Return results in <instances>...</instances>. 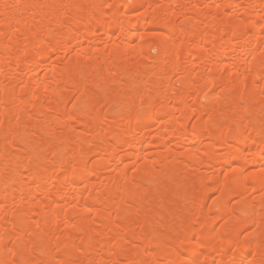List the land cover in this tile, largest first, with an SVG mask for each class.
<instances>
[{
  "label": "bare ground",
  "instance_id": "obj_1",
  "mask_svg": "<svg viewBox=\"0 0 264 264\" xmlns=\"http://www.w3.org/2000/svg\"><path fill=\"white\" fill-rule=\"evenodd\" d=\"M0 264H264V0H0Z\"/></svg>",
  "mask_w": 264,
  "mask_h": 264
}]
</instances>
